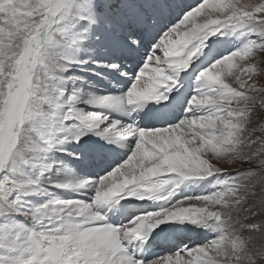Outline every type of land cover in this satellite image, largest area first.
<instances>
[{
    "label": "snow or ice",
    "instance_id": "snow-or-ice-1",
    "mask_svg": "<svg viewBox=\"0 0 264 264\" xmlns=\"http://www.w3.org/2000/svg\"><path fill=\"white\" fill-rule=\"evenodd\" d=\"M0 264H264V0H0Z\"/></svg>",
    "mask_w": 264,
    "mask_h": 264
},
{
    "label": "rangeland",
    "instance_id": "rangeland-1",
    "mask_svg": "<svg viewBox=\"0 0 264 264\" xmlns=\"http://www.w3.org/2000/svg\"><path fill=\"white\" fill-rule=\"evenodd\" d=\"M186 1H187V2H186ZM185 2H186V3H189V2H190V3H194L195 0H185Z\"/></svg>",
    "mask_w": 264,
    "mask_h": 264
},
{
    "label": "bare ground",
    "instance_id": "bare-ground-1",
    "mask_svg": "<svg viewBox=\"0 0 264 264\" xmlns=\"http://www.w3.org/2000/svg\"><path fill=\"white\" fill-rule=\"evenodd\" d=\"M187 2V1H186ZM190 3V2H189Z\"/></svg>",
    "mask_w": 264,
    "mask_h": 264
}]
</instances>
